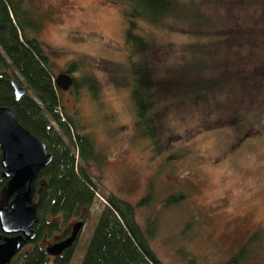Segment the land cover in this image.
<instances>
[{"label": "rangeland", "instance_id": "obj_1", "mask_svg": "<svg viewBox=\"0 0 264 264\" xmlns=\"http://www.w3.org/2000/svg\"><path fill=\"white\" fill-rule=\"evenodd\" d=\"M128 1L22 2L41 23L54 77L76 60L77 86L60 89V101L95 147L87 167L99 193L81 210L69 264H80L111 193L133 204L149 198L136 219L164 264H226L244 245L238 264H264V0H198L184 28L135 20L158 54L155 67L173 70L162 153L135 130L131 84L120 73ZM173 194L182 198L168 203ZM8 201L4 188L0 206Z\"/></svg>", "mask_w": 264, "mask_h": 264}, {"label": "trees", "instance_id": "obj_2", "mask_svg": "<svg viewBox=\"0 0 264 264\" xmlns=\"http://www.w3.org/2000/svg\"><path fill=\"white\" fill-rule=\"evenodd\" d=\"M22 2L0 0V105L9 106L18 121L45 143L52 160L39 170L35 183L36 188L44 184L39 198L33 202L38 216L33 226L35 238L27 242L9 264H69L76 241L62 254L53 256L46 251L44 240L68 234L69 227L64 226V222L80 217L81 210L88 209L97 198L99 191L87 167L95 147L85 126L75 122L65 111L60 89L54 82L53 63L36 35L41 23L29 9L22 7ZM197 2L129 0L128 8L124 9L126 63L120 66V73L125 71L131 84L135 130L155 143L159 153L163 112L175 96L171 93L173 70L165 68L162 72L155 67L159 62L158 54L150 50L148 41L136 30L135 20L157 25L165 21L168 28L170 25L184 28L185 15L198 6ZM74 61H69L65 71L74 77L73 86H77L73 73L78 65ZM90 77L94 84L91 80L86 83L96 97L98 88L94 77ZM123 77L121 82H124ZM13 78L28 89L26 94L20 97L14 94ZM1 158L0 149V194L7 185V178L2 176ZM181 198L173 194L167 202L175 203ZM148 199L145 197L133 204L113 193L107 195L80 264H164L136 219V206L146 205ZM250 240L251 236L247 241ZM245 252L244 245L226 264H238Z\"/></svg>", "mask_w": 264, "mask_h": 264}, {"label": "water", "instance_id": "obj_3", "mask_svg": "<svg viewBox=\"0 0 264 264\" xmlns=\"http://www.w3.org/2000/svg\"><path fill=\"white\" fill-rule=\"evenodd\" d=\"M74 77L64 71L54 77L55 85L68 90ZM14 94L20 97L28 92L16 78L11 80ZM0 149L2 152V176L7 178L5 196L7 205L0 206V264H9L13 257L35 238L34 224L38 221L33 202L41 194L44 184L36 188L39 170L52 160L45 143L25 128L9 106L0 105ZM82 220L74 222L65 238L46 246L53 256L60 255L77 240L83 227Z\"/></svg>", "mask_w": 264, "mask_h": 264}, {"label": "flooded vegetation", "instance_id": "obj_4", "mask_svg": "<svg viewBox=\"0 0 264 264\" xmlns=\"http://www.w3.org/2000/svg\"><path fill=\"white\" fill-rule=\"evenodd\" d=\"M64 72H66L65 71V69H64ZM74 82H75V79H73V84H72V86L74 85ZM79 218V220H81L80 218H81V216L80 217H78ZM83 221V220H82ZM76 222V221H75ZM74 224V223H73ZM73 226V225H72ZM72 226H71V228H72ZM71 228L69 229V233L68 234H65L64 236H62V237H58L55 241H58V240H61V239H63V238H65L66 236H68L69 234H70V232H71ZM55 241H53V242H55ZM67 249H65L64 251H66ZM63 251V252H64ZM62 252V253H63ZM61 253V254H62Z\"/></svg>", "mask_w": 264, "mask_h": 264}]
</instances>
